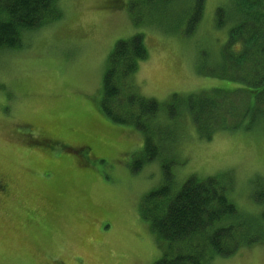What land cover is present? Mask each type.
<instances>
[{
	"label": "rangeland",
	"instance_id": "1",
	"mask_svg": "<svg viewBox=\"0 0 264 264\" xmlns=\"http://www.w3.org/2000/svg\"><path fill=\"white\" fill-rule=\"evenodd\" d=\"M196 2L60 0L61 19L23 34L22 47L0 49V264H155L166 243L141 210L165 184L166 166L169 199L191 177L218 178L238 211L261 224L264 122L222 129L216 114L201 135L185 104L220 102L230 122L254 106L240 90L247 85L221 77L233 0H203L202 18L187 35ZM138 34L148 56L124 89L158 103L146 134L160 154L134 172L146 137L115 122L101 101L110 55ZM259 234V243L209 264H264Z\"/></svg>",
	"mask_w": 264,
	"mask_h": 264
},
{
	"label": "trees",
	"instance_id": "2",
	"mask_svg": "<svg viewBox=\"0 0 264 264\" xmlns=\"http://www.w3.org/2000/svg\"><path fill=\"white\" fill-rule=\"evenodd\" d=\"M59 1L0 0V49L22 47L23 34L61 19ZM203 4V0H197L189 19L187 35L195 31L201 20ZM225 14L223 8L218 10L219 26L224 25ZM227 21L233 25L223 49L221 77L247 85L246 89L240 90L254 100V106L249 103L242 116V121L247 118L246 121L230 122L221 116L224 111L219 108L220 102L211 100L204 104L200 97L190 98L185 104L193 112L201 135L205 122L213 126V117L217 116L221 120L216 125L222 129H236L243 125L249 130L264 122V0H233V14ZM147 56L142 34L118 42L109 57L103 82L101 105L104 112L115 122L135 126L146 137L144 156L133 166L134 172L160 154L152 135L146 134L150 131L147 118L159 112L158 103L129 94V86L124 89L125 82ZM225 94L224 97H229L231 93L225 91ZM208 108L210 118L205 116L203 119L202 115ZM176 110L172 108V115ZM249 116L252 120L247 122ZM204 137L209 138L210 132H206ZM165 176V184L144 198L141 210L142 217L150 221L153 232L166 243V253L155 264H209L215 255L228 257L243 245L260 242L259 232L264 230V207L260 213L261 224L251 221L230 201L229 184L221 183L218 178L200 180L191 177L178 194L169 199L172 189L169 166L165 167ZM263 195L256 197V202L262 205Z\"/></svg>",
	"mask_w": 264,
	"mask_h": 264
}]
</instances>
